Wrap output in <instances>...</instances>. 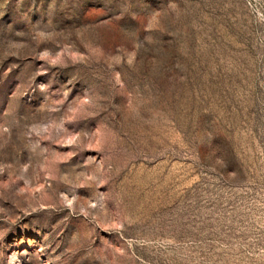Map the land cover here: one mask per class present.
Here are the masks:
<instances>
[{"label": "rangeland", "instance_id": "1", "mask_svg": "<svg viewBox=\"0 0 264 264\" xmlns=\"http://www.w3.org/2000/svg\"><path fill=\"white\" fill-rule=\"evenodd\" d=\"M0 264H264V0H0Z\"/></svg>", "mask_w": 264, "mask_h": 264}]
</instances>
